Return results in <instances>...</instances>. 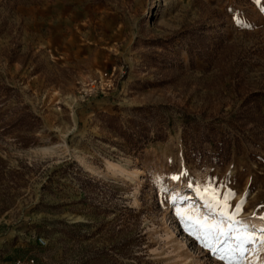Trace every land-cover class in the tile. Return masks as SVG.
Instances as JSON below:
<instances>
[{
  "label": "rangeland",
  "instance_id": "1",
  "mask_svg": "<svg viewBox=\"0 0 264 264\" xmlns=\"http://www.w3.org/2000/svg\"><path fill=\"white\" fill-rule=\"evenodd\" d=\"M253 93L264 114V0H0V264H264ZM205 189L243 209L220 241L176 215L219 219Z\"/></svg>",
  "mask_w": 264,
  "mask_h": 264
},
{
  "label": "snow or ice",
  "instance_id": "2",
  "mask_svg": "<svg viewBox=\"0 0 264 264\" xmlns=\"http://www.w3.org/2000/svg\"><path fill=\"white\" fill-rule=\"evenodd\" d=\"M173 180L178 181L180 176H173ZM167 191V189H165ZM205 194L209 197V203L206 205L213 213H215L219 219H215L209 216H205L200 213L199 209H184V210H177L176 215L181 218V220H186L188 224L192 225L193 228L202 233L201 235H196L195 238L197 240H209L215 239L220 241L221 237L227 238L229 237L234 231H237L233 228V223L239 225L242 222L236 219V216L239 212L243 209L239 208L237 211H231L232 205L228 203V200L231 198L233 193H229L228 197H218L216 195V190L212 189H205ZM177 199H184L186 200L187 197H180L179 194L172 198V202L175 204ZM264 208V205L260 206ZM260 219L264 220V216H261ZM246 228L247 226L244 225ZM261 233L259 237V242L261 245H264V228L259 229ZM190 234H194L190 231ZM237 241V248L235 250L240 251L241 255L245 251H247L246 245L256 243V237L252 234L247 233L246 231L240 233L234 237ZM202 247L207 249L208 251L213 252L214 255L218 254L219 249L213 248L212 245L209 243H203ZM234 251L233 249H228V253ZM218 258L221 260H227L228 264H234L233 260L231 259L230 255L228 254H220Z\"/></svg>",
  "mask_w": 264,
  "mask_h": 264
},
{
  "label": "trees",
  "instance_id": "3",
  "mask_svg": "<svg viewBox=\"0 0 264 264\" xmlns=\"http://www.w3.org/2000/svg\"><path fill=\"white\" fill-rule=\"evenodd\" d=\"M260 93H253L248 96L245 101V106L243 107V113L250 114V116H254L257 118H264V114L261 111V105L259 104ZM241 115V114H240ZM239 115V116H240ZM240 119V118H239ZM211 125L210 133L205 134L204 140H209L214 144L215 153L214 156L218 163L227 162L230 160L233 154L234 148H239L240 144V135L228 137V132H218L216 128H214V122L209 123ZM238 130V129H237ZM202 140V141H204ZM197 142V141H196ZM188 144V142H187ZM195 149V155L200 154L199 149ZM197 150V151H196Z\"/></svg>",
  "mask_w": 264,
  "mask_h": 264
},
{
  "label": "bare ground",
  "instance_id": "4",
  "mask_svg": "<svg viewBox=\"0 0 264 264\" xmlns=\"http://www.w3.org/2000/svg\"><path fill=\"white\" fill-rule=\"evenodd\" d=\"M122 167V165H120V164H117L116 162H112V161H109L108 162V168H110V169H112V170H114V171H118V169L121 171V168ZM143 170L142 169H139V170H137L136 172H142ZM140 174V173H139ZM257 222H258V224H260V223H262V222H264V220H262V219H257Z\"/></svg>",
  "mask_w": 264,
  "mask_h": 264
}]
</instances>
